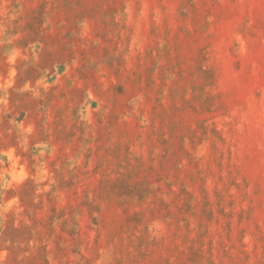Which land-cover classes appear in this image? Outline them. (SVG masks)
I'll list each match as a JSON object with an SVG mask.
<instances>
[{
  "label": "rangeland",
  "instance_id": "374dc122",
  "mask_svg": "<svg viewBox=\"0 0 264 264\" xmlns=\"http://www.w3.org/2000/svg\"><path fill=\"white\" fill-rule=\"evenodd\" d=\"M0 264H264V0H0Z\"/></svg>",
  "mask_w": 264,
  "mask_h": 264
}]
</instances>
